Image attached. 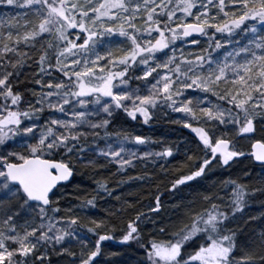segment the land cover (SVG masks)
I'll list each match as a JSON object with an SVG mask.
<instances>
[{
  "label": "snow or ice",
  "instance_id": "snow-or-ice-1",
  "mask_svg": "<svg viewBox=\"0 0 264 264\" xmlns=\"http://www.w3.org/2000/svg\"><path fill=\"white\" fill-rule=\"evenodd\" d=\"M0 5L25 7L32 14L31 19L24 20L23 32H0V264H33L41 246L78 237L81 226L99 239L94 250L81 249L79 264H95L100 242L109 238L98 232L108 227L106 222L93 219L87 226L80 224L79 216L48 213L49 209L59 213L52 197L57 195L60 182L73 175V155L81 151L77 144L88 136L95 142L101 136L97 129L104 130V138L118 137L117 148L108 144L107 150L98 149L102 156L111 158L110 163L119 165L118 171L138 159V153L126 148L125 142H150L149 137L127 131L108 132L116 110L122 109L133 120L139 115L144 123L154 114L152 109L161 105L185 114L179 122L199 137L204 156H188L189 161L200 162L183 164L189 170L172 182V188L202 177L213 161L228 165L234 157L245 155L235 141L254 133L257 118L264 122V35L257 34L264 29V0H0ZM194 34L208 37L207 47L201 48ZM234 37L247 43L240 44ZM177 41H187L198 51L181 48L177 56ZM37 43L38 71L46 73L47 64L59 69L62 76L55 83L49 79L46 85L36 79V84L55 91L38 94L40 108L28 103L21 109L22 95L14 90L10 78L31 58L24 49L35 48ZM225 44L236 46L225 51L222 59L214 57L212 52ZM49 49L55 53V64ZM141 66V75H135ZM132 78L142 80L147 87H121L128 86ZM191 89H198L200 94L188 92ZM208 94L216 97L215 103ZM33 95L37 93L33 91ZM52 96L58 99L48 101L47 106L67 112L71 118L50 116L40 124L43 104ZM204 101H209L207 107L202 106ZM77 104L83 110H77ZM91 105L106 118L89 119ZM85 125L91 131H84ZM172 152L171 147H165L162 152L144 151L139 156L166 157ZM250 155L264 163V139L251 142ZM223 184L232 185L230 203H217L211 194L204 195L207 207L188 208L170 234L164 227L159 229L167 238L153 237L141 244L146 250L144 264H256L253 253L235 255L236 233L227 227L246 207L247 188L232 179ZM94 201L95 197L87 199L86 204L93 205ZM156 207H160L159 198ZM21 219L23 223L18 226ZM139 237L134 222L129 221L121 240ZM194 241L198 246L185 253L186 246ZM260 241L264 251V233ZM67 251L61 246L60 252ZM44 256L41 252L36 257L41 264H45ZM259 259L264 261V255Z\"/></svg>",
  "mask_w": 264,
  "mask_h": 264
},
{
  "label": "trees",
  "instance_id": "trees-1",
  "mask_svg": "<svg viewBox=\"0 0 264 264\" xmlns=\"http://www.w3.org/2000/svg\"><path fill=\"white\" fill-rule=\"evenodd\" d=\"M0 8L3 11L20 14L21 22L16 24L15 21L9 19L8 29L14 34L17 31L26 30L24 20L32 18V14L27 8L5 5H0ZM257 27L259 28V25ZM257 34L264 35V29H261ZM195 39L200 42L201 48L207 47L208 37ZM216 39H220V36L217 35ZM234 40H239L240 44L247 43V40L241 37H234ZM234 46L236 45L225 44L223 48L232 49ZM45 47H47L46 44ZM39 48L40 44L37 43L35 48L24 49L29 52L31 58L20 69L18 75L14 73L10 78L14 90L19 91L22 95L21 109H25L26 101L36 100V96L41 90L40 87H42L35 83L36 79L47 77L58 80L62 76L59 69L48 68L47 64L45 65L46 73L38 71V54L36 53ZM176 48L177 56H179L181 48L185 52L198 51L195 45L187 41H177ZM221 49L213 51V56L221 57ZM49 52L51 62L55 64V53L52 49H49ZM138 69L135 70V75L139 74L142 66ZM157 71L162 72V69ZM128 75L132 76L133 73L130 72ZM137 82L145 85L141 80ZM44 83L46 85L47 81ZM129 83H134V81L129 80ZM33 91L37 95H33ZM209 96L215 103L216 97L211 94ZM152 111L154 114L149 122L144 123L143 118L139 115L137 119L133 120L122 109H118L110 118L107 131L113 134L127 131L133 135L149 137L150 142L145 145L150 146L156 152H162L165 147H171L172 155L169 157H156L155 155L138 157L131 165L119 171L117 170L119 165L114 162L110 163L103 157H96L95 162L87 167L75 166L71 180L60 185L56 189L57 195L52 197L55 201L53 207L59 208V213L55 214L79 216L80 224L87 226H91L93 219L106 222L108 227H102L98 229V232L101 235L108 234L109 238L100 242V253L94 258L95 264H144L146 250L141 247V244L149 242L153 237L167 238V236L160 235L159 229L164 227L170 234L185 218L188 208L199 210L201 206L207 207V204L202 200L204 195L211 194L217 203H230L232 185L226 186L223 181L232 179L247 188L246 207L227 223V227L236 233L235 255L239 257L245 252H250L257 257L256 264H264V261L259 259L261 255H264V251H261L260 241L261 233H264V165L253 162L250 156V140L237 138L235 141L238 150L244 151L245 155L234 157L228 165L213 161L212 167L206 170L202 177L172 188V182L181 173H187L189 170L187 167H182L183 164L192 165L200 162L196 159L189 161L188 156L203 157L202 144L191 128L179 122L181 120L171 118L166 105H161ZM46 113L44 111L40 113L39 120L41 122L51 116ZM255 125L260 127V131L254 133L253 139H264V128L262 129L264 122L257 118ZM103 132L104 130L101 129V136L96 138L95 142L91 136L78 143L77 148L81 150L86 148L87 151L96 150L95 147L104 145L108 141L118 140L116 135L104 138ZM217 135H219L218 132ZM128 142L133 143V141ZM98 182L105 184L107 190L105 187H100ZM93 197H95L94 204H86V200ZM157 198H159V208L156 207ZM48 214L54 213L49 209ZM137 214H140L139 219H137ZM129 221L134 222L140 237L138 240L125 242L121 240V236L128 230ZM78 231L79 236L87 240L85 241L86 246L85 243L71 245V253L74 252L76 255H70L68 261L64 262L63 256H59V258L54 256L47 246L38 249L36 257L44 252L45 264H79L81 249L94 250L95 242L99 236L94 232H89L88 227L85 226L79 227ZM198 243L197 241L189 243L184 250L185 253L192 251L194 247L198 246ZM36 257L32 258L33 264H41L40 259Z\"/></svg>",
  "mask_w": 264,
  "mask_h": 264
},
{
  "label": "rangeland",
  "instance_id": "rangeland-1",
  "mask_svg": "<svg viewBox=\"0 0 264 264\" xmlns=\"http://www.w3.org/2000/svg\"><path fill=\"white\" fill-rule=\"evenodd\" d=\"M0 13H4L9 19H12L13 21H15L14 23H16V24H18L19 23V21L21 22V20H19V13H12V12H7V11H3V10H1V8H0ZM3 15L2 14H0V32H7V31H9L10 29H8V28H6L7 26H9L10 25V21L7 23V26L4 24L5 22H3V21H5V20H8L6 17H4L5 19H3ZM2 21V22H1ZM3 23V24H2ZM6 26V27H5ZM121 40L123 39V38H120ZM166 51V50H165ZM225 51H231V49L230 48H222L221 50H220V53H221V59L223 58V53L225 52ZM216 55H214V57H215ZM139 70V69H138ZM164 70H162V72H163ZM139 74L137 75V76H139V75H141V70L138 72ZM49 79H51V80H53V82L55 83V82H58V80H54V79H52V78H47V77H45L44 79H42L43 81H48ZM149 79H151V78H149ZM131 81H134V83H129V85L128 86H124V85H121V87H129V88H135V87H137V86H140L141 87V89L143 90V89H145L147 86L146 85H143L142 83H140V82H137V81H139V80H136L135 78H132V79H130ZM142 81V80H141ZM40 92L39 93H41V92H48V91H55V89L54 88H48L47 86L46 87H44V88H42V87H40ZM188 92H191L192 94H200L199 93V90L198 89H191V90H188ZM202 95V94H201ZM209 95V94H208ZM40 99V97H39V95H37L36 96V100H28V101H26L25 103H24V108L26 109L27 108V106H28V103H31V104H33L36 108H40L41 107V104L40 103H38V100ZM57 97L56 96H52V97H48L47 98V100L45 101V103L43 104V111L44 112H47V113H49L50 115H51V117L52 118H59V119H70L71 118V116H69L68 114H67V112L66 113H60L59 111H58V109H52V108H49L48 106H47V103H48V101H52V102H56L57 101ZM209 100L211 101V98H210V96H209ZM208 103H209V101H204L203 102V105L202 106H205V107H207L208 106ZM66 107H68V106H66ZM76 109L77 110H83L82 108H81V106H79L78 104L76 105ZM168 110H169V114L171 115V118L172 119H174V120H182L183 118H184V116H185V114L184 113H181V112H175V111H173L171 108H168ZM42 111V112H43ZM88 112L90 113V115H89V119H91V120H98V119H101V118H106V114L105 113H103L102 111H100V109L96 106V105H91V106H89L88 107ZM46 113V114H47ZM98 113V114H97ZM115 112H113V114H114ZM48 115V114H47ZM24 123L25 124H27L28 123V121L27 120H25L24 121ZM39 123L40 124H43L44 122L42 121H40L39 120ZM256 131L258 132V131H260V127L259 126H256ZM101 129H97V131H100ZM84 131H91V129H89L88 128V126L87 125H85L84 126ZM88 137H91V136H88ZM87 137V138H88ZM108 144H111L112 145V147H113V149H115V148H117L118 146H119V140H114V141H108V142H106L104 145H100L99 147H95L96 148V150H90V151H87L86 150V148H84V149H82L81 151H79V152H77V153H75L74 155H73V161H74V165H73V167H75V166H79V167H87L88 165H90L89 163H87V161H93V162H95V158L96 157H103L104 159H106V160H109L110 161V159L111 158H106V157H104V156H102L101 154H100V152H98L99 150V148H105V150H107V148H106V146L108 145ZM126 148H131L133 151H136L137 153H138V157H142V156H139V153L140 152H144V151H149V152H152L153 154L154 153H156V151H154V150H152L151 149V147L150 146H148V145H137V144H135V143H129V142H125V145H124ZM125 158H127V157H125ZM37 212H38V210H37ZM25 215V213L24 212H21V217H23ZM33 215H35V213L33 214ZM51 215H57V214H51ZM59 216V215H58ZM40 222V218L39 217H37V220H36V224H38ZM23 223V220L21 219V220H19L18 221V226H19V224H22ZM60 223H67V221H62V222H60ZM33 226H35V225H33ZM82 241H87L84 237L82 238V237H80V236H78V237H66L65 238V240L64 241H62L61 242V244H54V242H53V244H49V245H47V247L54 253V256H56V257H58L59 258V256H63V261L64 262H66V261H68V257H70V255H71V245H73L74 246V244L75 243H77V244H79V243H82ZM61 246H63L64 248H67L68 249V251L67 252H60V248H61ZM46 248V247H44V246H41L40 248ZM53 247H55V251H53ZM39 248V249H40ZM191 252V251H190ZM61 259V258H60Z\"/></svg>",
  "mask_w": 264,
  "mask_h": 264
},
{
  "label": "water",
  "instance_id": "water-1",
  "mask_svg": "<svg viewBox=\"0 0 264 264\" xmlns=\"http://www.w3.org/2000/svg\"><path fill=\"white\" fill-rule=\"evenodd\" d=\"M194 37H201V36H199V35H195L194 34ZM108 98H105V100H107ZM253 135V133H250V134H246L245 135V137H251ZM252 157V156H251ZM252 159H253V161L256 163V164H261V165H264V163H262V162H259V161H256L255 159H254V157H252ZM73 176V175H72ZM72 176L67 180V181H62V182H60V185L61 184H65V183H67L68 181H70L71 180V178H72ZM56 190V189H55Z\"/></svg>",
  "mask_w": 264,
  "mask_h": 264
},
{
  "label": "bare ground",
  "instance_id": "bare-ground-1",
  "mask_svg": "<svg viewBox=\"0 0 264 264\" xmlns=\"http://www.w3.org/2000/svg\"><path fill=\"white\" fill-rule=\"evenodd\" d=\"M0 14H2L4 17H6V18L8 19V20L3 21V22H5L4 24L7 26V23L9 22V18H8L4 13H0ZM4 17H3V19H5ZM1 22H2V21H1ZM2 24H3V23H2ZM6 26H5V27H6ZM6 28H9V26H7Z\"/></svg>",
  "mask_w": 264,
  "mask_h": 264
}]
</instances>
